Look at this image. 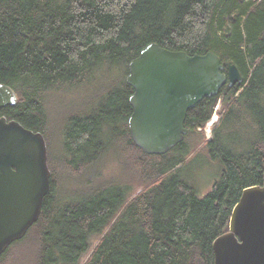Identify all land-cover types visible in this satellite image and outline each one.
Masks as SVG:
<instances>
[{"label": "trees", "instance_id": "obj_1", "mask_svg": "<svg viewBox=\"0 0 264 264\" xmlns=\"http://www.w3.org/2000/svg\"><path fill=\"white\" fill-rule=\"evenodd\" d=\"M150 43L211 51L243 77L190 109L184 140L162 155L137 148L127 124V67ZM98 82L82 111L65 116L54 158L46 96ZM0 83L17 96L0 116L44 136L51 172L38 221L0 264H214L213 241L243 190L263 183L264 0H0ZM219 98L223 113L199 153L221 175L199 197L181 172ZM108 129L118 145H103ZM112 151L126 155L124 180L104 175Z\"/></svg>", "mask_w": 264, "mask_h": 264}, {"label": "water", "instance_id": "obj_2", "mask_svg": "<svg viewBox=\"0 0 264 264\" xmlns=\"http://www.w3.org/2000/svg\"><path fill=\"white\" fill-rule=\"evenodd\" d=\"M125 81L133 90L130 137L143 153L162 155L184 140L190 109L243 77L211 51L190 56L150 43L128 64ZM16 102L15 92L0 83V110ZM50 189L44 136L0 116V255L38 221ZM212 251L214 264H264V174L262 185L243 190Z\"/></svg>", "mask_w": 264, "mask_h": 264}, {"label": "rangeland", "instance_id": "obj_3", "mask_svg": "<svg viewBox=\"0 0 264 264\" xmlns=\"http://www.w3.org/2000/svg\"><path fill=\"white\" fill-rule=\"evenodd\" d=\"M97 85L100 86V83L98 82L90 88L80 87L78 89H73L70 92H53L46 96L45 107L48 114V139L52 144L51 147L54 158L59 156V149L61 146L60 130L62 129L63 122L65 121V116L73 113L74 111H82L81 106H86V102H89L94 97V94L97 91ZM223 108L224 105H222V100L219 98L211 115V118L212 116H216L217 121L212 125L209 137L204 132V128L211 118L204 125V127L197 130L200 133V135L197 136L198 141L192 146V154L188 158L189 161L187 162L186 167L181 172L182 179L195 189L196 194L199 197L206 195L221 175V164H217V162L210 159L207 156V152L199 153V151L202 149L205 142L211 140L213 129L220 120ZM108 130L109 131L106 130V133H104L103 130L101 131L103 133L100 135V140L103 142V145H118V134H115V131H111L110 129ZM113 152L114 151H112V155H108L102 161L104 165L103 170H105L104 175L105 177H112L113 179H123L124 176L121 178V169L117 160L123 161V157H126V155L123 153L122 156L120 155L113 158ZM61 180L62 179L57 182L60 186L62 185ZM85 260L86 257L83 258L82 263H84Z\"/></svg>", "mask_w": 264, "mask_h": 264}, {"label": "built area", "instance_id": "obj_4", "mask_svg": "<svg viewBox=\"0 0 264 264\" xmlns=\"http://www.w3.org/2000/svg\"><path fill=\"white\" fill-rule=\"evenodd\" d=\"M217 121V117L216 116H212V118L210 119V121L206 124L205 128H204V132L206 133V135L209 137V134L211 133L210 129L212 127V125Z\"/></svg>", "mask_w": 264, "mask_h": 264}]
</instances>
